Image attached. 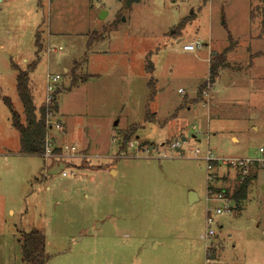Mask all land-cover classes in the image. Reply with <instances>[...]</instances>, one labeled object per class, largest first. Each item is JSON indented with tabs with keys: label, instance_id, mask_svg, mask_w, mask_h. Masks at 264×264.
Masks as SVG:
<instances>
[{
	"label": "rangeland",
	"instance_id": "1",
	"mask_svg": "<svg viewBox=\"0 0 264 264\" xmlns=\"http://www.w3.org/2000/svg\"><path fill=\"white\" fill-rule=\"evenodd\" d=\"M263 8L264 0H0V264H22L20 239L31 229L44 235L46 264H264V163L234 166L264 158ZM36 31L37 114L47 73L61 77L46 133L59 149L52 157L19 153L2 101L24 118L14 67L35 58ZM195 40L201 48L183 50ZM226 48L211 81V54ZM122 141L133 145L121 150ZM240 171L250 184L236 204ZM217 194L229 211L215 213ZM208 212L214 233L204 238Z\"/></svg>",
	"mask_w": 264,
	"mask_h": 264
},
{
	"label": "trees",
	"instance_id": "2",
	"mask_svg": "<svg viewBox=\"0 0 264 264\" xmlns=\"http://www.w3.org/2000/svg\"><path fill=\"white\" fill-rule=\"evenodd\" d=\"M129 6L132 3L137 2L139 0H127ZM262 25L264 27V8H263V19ZM34 45H35V58L27 65L26 69H20L15 66L16 70V92L18 95V99L22 106V112L24 118H21L19 112L14 109V106L11 100L8 97H2L3 103L7 106L10 112V120L12 127L17 130L19 134V153L23 155H44L45 145H46V133L49 129V124L47 121L50 114L55 113L57 110L56 99L54 97L51 105L45 106L42 105L38 110V114L33 102V96L31 94V89L29 86L30 81V73L35 69L41 52V42H40V33L39 31L35 32L34 35ZM229 51L228 48L224 49L220 53L211 54L209 59L210 67H209V80H213L217 74L218 70L221 66L224 65L226 53ZM146 70L152 72V65L149 63L146 64ZM86 76L82 78V82L86 80ZM153 78L150 79L148 83V87L150 88V100L155 94V85L153 82ZM202 88V85L198 88V91ZM151 113V112H149ZM153 114V113H151ZM149 114L146 119L150 121ZM127 136V135H126ZM129 137L123 136L122 140H127ZM120 145V149H126L127 144ZM59 152V149L54 147L52 149L53 155ZM238 179L240 180L238 183V187L232 191L230 195V199L233 200L236 204H239L242 200L246 198L248 187L250 184V175L244 174L241 172L237 174ZM208 187V193H210ZM21 262L22 264H46L48 255L45 252V238L44 235L36 229H31L30 231L23 232L21 239ZM211 249V248H210ZM212 251V250H211ZM206 257L209 260H214V254L206 253Z\"/></svg>",
	"mask_w": 264,
	"mask_h": 264
},
{
	"label": "built area",
	"instance_id": "3",
	"mask_svg": "<svg viewBox=\"0 0 264 264\" xmlns=\"http://www.w3.org/2000/svg\"><path fill=\"white\" fill-rule=\"evenodd\" d=\"M202 47V43L198 40L192 41L188 44H184L182 46L183 50H187V51H191L194 50L195 48H201ZM60 49V47H59ZM60 75L59 74H50L47 73L46 75V84H45V94H44V105L45 106H49L51 105L53 99H54V93L55 90L57 88V85L60 82ZM180 92H182L181 90H179ZM48 122V121H47ZM173 146L176 150H179L180 148V142H176V143H172ZM133 142H129V144L127 143V147H132ZM52 147H50V143L46 140V145H45V152L43 156H54L52 153ZM259 151L261 153H264V148H260ZM193 152L195 153V155L200 153V150L198 148H195L193 150ZM204 160L207 162V169L209 170L212 166H211V162L214 161L213 157L211 156L210 152L208 150H206L205 154L203 155ZM255 162H263L264 163V158L259 161L258 159L256 160H246V162L243 161H239L236 165L240 166V167H244L245 165L249 164V163H255ZM232 164V163H231ZM245 171V170H243ZM241 172V171H240ZM62 174H65L64 172ZM242 174V172H241ZM244 175V174H242ZM213 198L218 199V200H222L224 202L222 207H218L215 209V213L216 214H221L225 211H229L230 210V199L226 198L225 196H223L222 194H217L215 195ZM213 217L209 214V212L207 213L206 217H205V223L207 226V230L204 234V238H208L209 236H211L214 232L212 231V229L210 228V224L213 223Z\"/></svg>",
	"mask_w": 264,
	"mask_h": 264
},
{
	"label": "crops",
	"instance_id": "4",
	"mask_svg": "<svg viewBox=\"0 0 264 264\" xmlns=\"http://www.w3.org/2000/svg\"><path fill=\"white\" fill-rule=\"evenodd\" d=\"M210 55V54H209ZM66 70V69H65ZM36 108V107H35ZM151 121L153 122H155L156 120H153V119H151ZM52 127H51V125L49 126V129H51ZM186 138V137H185ZM47 140V139H46ZM88 147V146H87ZM85 149H87L86 147H85Z\"/></svg>",
	"mask_w": 264,
	"mask_h": 264
},
{
	"label": "water",
	"instance_id": "5",
	"mask_svg": "<svg viewBox=\"0 0 264 264\" xmlns=\"http://www.w3.org/2000/svg\"><path fill=\"white\" fill-rule=\"evenodd\" d=\"M224 79H225V81L227 80L226 78H224ZM182 140H184V141H185V138L183 137V138H182ZM191 195H192V194H191ZM190 201H191V197H190Z\"/></svg>",
	"mask_w": 264,
	"mask_h": 264
}]
</instances>
